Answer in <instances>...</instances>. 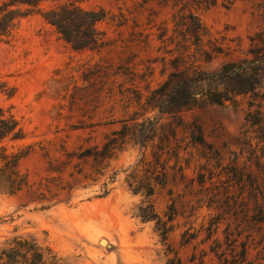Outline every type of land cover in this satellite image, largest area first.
<instances>
[{
  "label": "rangeland",
  "instance_id": "rangeland-1",
  "mask_svg": "<svg viewBox=\"0 0 264 264\" xmlns=\"http://www.w3.org/2000/svg\"><path fill=\"white\" fill-rule=\"evenodd\" d=\"M79 4L105 13L97 24L104 39L99 49L74 51L37 14L20 19L0 37V108L24 133L22 140L6 139L1 146L9 153L28 149L19 162L27 187L13 196L0 195V247L12 235H31L72 264H166L174 253L183 264L193 257L198 263L201 255L202 264H218L210 251L216 238L232 234L241 243L258 237L249 232L252 214L244 215L240 198L247 192L241 194L238 179L242 173L243 180L248 174L264 175V143L257 126L245 121L250 112V120L264 122V71H257L254 91L222 105L199 100L175 116H160L147 98L175 71L197 68L214 74L251 60L250 38L264 31V0H235L229 7L218 1L198 9L199 45L189 10L179 0ZM210 85L223 88L202 87ZM146 119L158 120L160 137L142 150L127 136L105 161L102 176L99 163L82 157L87 149H100L123 124ZM158 148L167 168L166 186L150 199L133 195L128 189L132 168L142 154L150 160ZM104 190L108 195L102 197ZM214 192L228 198L217 200ZM148 202L163 220L174 210L166 242L171 253L155 224L138 217V207ZM217 220L211 234L208 226ZM237 224L244 226L240 235ZM254 254L250 249L249 257Z\"/></svg>",
  "mask_w": 264,
  "mask_h": 264
},
{
  "label": "trees",
  "instance_id": "trees-1",
  "mask_svg": "<svg viewBox=\"0 0 264 264\" xmlns=\"http://www.w3.org/2000/svg\"><path fill=\"white\" fill-rule=\"evenodd\" d=\"M82 0H6L0 3V37L9 35L18 21L32 14L39 15L47 24L52 26L60 38L74 51L95 50L104 44L102 33L98 30L97 24L105 18L103 10H85L80 6ZM183 2V8L189 10L188 19L192 22L195 43L199 45L202 35L200 34L201 24L196 15L198 9H207L215 6L218 1L222 5L229 7L235 0H179ZM43 4H48L43 7ZM192 11V12H191ZM252 59L235 69L230 65L214 74H208L197 68L175 71L169 74L168 78L153 91L147 98L148 104L156 109L160 116H175L183 109L195 105L199 100H207L216 105H222L231 98L241 94H247L256 89L259 84L257 71H264V31L258 32L250 38ZM238 70V71H236ZM222 85L223 88L205 89V84ZM253 115L249 112L245 121L251 126H257L260 142L264 143V122L260 120L252 121ZM181 120L178 119L177 126H180ZM161 126L158 127V120L146 119L140 124L128 127L123 124L122 128L114 131L107 137V141L102 147L87 149L82 153L84 158H92L95 163H99L98 174L102 176L104 163L115 156V154L124 145L127 136H132L134 144L140 149H144L148 142H152L156 137H160ZM174 136V131L171 135ZM24 138V133L18 121L10 114L5 113L0 108V195L13 196L27 187V176L20 172L19 162L28 154L20 151L18 153L8 152L1 146V143L9 139L11 141H20ZM166 140V139H164ZM158 148L151 154L148 160L144 154L141 155L138 162L132 168L128 181V189L133 195H140L144 199H150L156 193L157 188L165 187L168 181V173L165 162L161 160ZM263 169L264 165H260ZM245 174L242 173V177ZM242 181V195L240 202L244 203V215H252V224L254 229L249 232H255L257 239L247 238L241 243L237 242L236 237L230 238L232 234H227L224 240L216 238L215 246L210 247L218 264H264V175L260 178L253 177L251 174ZM249 182V183H248ZM249 187V189H248ZM249 190V191H248ZM229 192H225L227 195ZM108 195L104 190L102 197ZM212 196L219 198H228L220 192H214ZM236 201V200H235ZM249 202L253 207L248 208ZM166 214V220H163L154 209V205L148 202L145 206L138 207V217L144 222H153L155 231L160 241L166 245L168 235L173 231L172 222L174 221V210L169 209ZM220 221L208 226L211 234L218 228ZM257 226L258 228H255ZM239 229V235L244 230V226ZM213 230V231H210ZM208 234L203 242L208 241L211 234ZM236 233V236H239ZM188 241H183L187 244ZM167 253H171L169 245H166ZM240 247V250L237 249ZM250 249L255 251L254 257H249ZM204 255L195 262V257L191 258L190 264H202ZM193 262V263H192ZM0 264H72L66 259L58 257L46 246L41 245L31 235H12L2 243L0 247ZM166 264H183L182 260L174 253V256L168 258Z\"/></svg>",
  "mask_w": 264,
  "mask_h": 264
},
{
  "label": "water",
  "instance_id": "water-1",
  "mask_svg": "<svg viewBox=\"0 0 264 264\" xmlns=\"http://www.w3.org/2000/svg\"><path fill=\"white\" fill-rule=\"evenodd\" d=\"M236 71H238V70H236ZM100 242H101V243H104V246H106V247H109V245H108V244H106L107 242H106V240H105V239H102Z\"/></svg>",
  "mask_w": 264,
  "mask_h": 264
},
{
  "label": "bare ground",
  "instance_id": "bare-ground-1",
  "mask_svg": "<svg viewBox=\"0 0 264 264\" xmlns=\"http://www.w3.org/2000/svg\"><path fill=\"white\" fill-rule=\"evenodd\" d=\"M102 239H100L99 240V244L101 245V246H104V243H101L100 241H101ZM107 244V243H106Z\"/></svg>",
  "mask_w": 264,
  "mask_h": 264
}]
</instances>
